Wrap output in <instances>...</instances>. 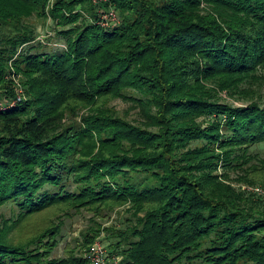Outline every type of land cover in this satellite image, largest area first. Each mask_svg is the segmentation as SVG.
I'll return each mask as SVG.
<instances>
[{
    "label": "trees",
    "instance_id": "trees-1",
    "mask_svg": "<svg viewBox=\"0 0 264 264\" xmlns=\"http://www.w3.org/2000/svg\"><path fill=\"white\" fill-rule=\"evenodd\" d=\"M33 15L62 47L34 44ZM258 144L264 0H0V264H89L120 207L117 264H264V199L234 185L264 186Z\"/></svg>",
    "mask_w": 264,
    "mask_h": 264
},
{
    "label": "rangeland",
    "instance_id": "rangeland-1",
    "mask_svg": "<svg viewBox=\"0 0 264 264\" xmlns=\"http://www.w3.org/2000/svg\"><path fill=\"white\" fill-rule=\"evenodd\" d=\"M50 22L39 18L38 16H31L30 18L26 19L24 21V25L27 26L29 29L33 30L35 33L38 34V38L36 39V42L34 44H38V42H41V44L44 46L46 50H56L58 47H62L63 41L60 40V36L57 34V32H47L49 29L48 24ZM50 25V24H49ZM51 35V36H50ZM230 101H233L235 104H240L241 102L235 101L232 99H229ZM111 105L116 107L117 110L120 111V113L127 112L129 118H137V109H132L131 102L128 100L124 99H116L111 102ZM252 150L255 152H258L261 158L264 159V144H258L254 145L252 147ZM236 187L246 186L245 184H236L234 183ZM261 187V186H260ZM264 190V186L261 187ZM264 196V194H262ZM261 197V196H260ZM14 212L11 210L10 204H6L4 206L0 207V224L3 220V218H9L12 216ZM91 213L82 210L76 213L70 214L69 217L65 218L64 221V226L62 230V237L59 238V245L54 251V256H62L63 255V250L66 244H71V245H79L82 242V233L86 231L88 226L90 225V217ZM111 219H105L101 220V231L98 234L97 238L94 240L92 246L96 243L98 240V237L101 236L104 231L103 227L104 226H109L113 221L121 220L126 216V213L124 212L123 208L120 207L118 208L115 212H112L111 214ZM123 225V220L122 224L120 223V226ZM105 241V240H104ZM106 244V249L109 251V248ZM89 249V248H87ZM86 249V250H87ZM85 256V254H83ZM110 260H107L108 264H117L118 260L116 258H109Z\"/></svg>",
    "mask_w": 264,
    "mask_h": 264
},
{
    "label": "built area",
    "instance_id": "built-area-1",
    "mask_svg": "<svg viewBox=\"0 0 264 264\" xmlns=\"http://www.w3.org/2000/svg\"><path fill=\"white\" fill-rule=\"evenodd\" d=\"M109 20L114 21V22L117 21L116 13L112 10L109 11L108 13L103 14L102 24L104 26H107ZM244 188H247L253 191L255 194H257L258 196H261L264 199V196H262V194H264V190L261 187L259 186L246 187L245 186ZM103 235L104 233L101 236H99L96 243L85 252V257L88 259L89 264H108L107 260H110L108 251L104 244V241H102ZM112 258H115V257H112Z\"/></svg>",
    "mask_w": 264,
    "mask_h": 264
}]
</instances>
